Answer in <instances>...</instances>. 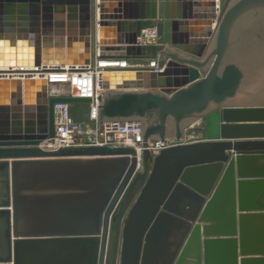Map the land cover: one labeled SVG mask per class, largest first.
<instances>
[{"label": "water", "instance_id": "1", "mask_svg": "<svg viewBox=\"0 0 264 264\" xmlns=\"http://www.w3.org/2000/svg\"><path fill=\"white\" fill-rule=\"evenodd\" d=\"M122 61L145 66L102 71L98 122L204 140L140 171L52 147L55 105L92 100L32 75ZM0 264H264V0H0Z\"/></svg>", "mask_w": 264, "mask_h": 264}, {"label": "built area", "instance_id": "2", "mask_svg": "<svg viewBox=\"0 0 264 264\" xmlns=\"http://www.w3.org/2000/svg\"><path fill=\"white\" fill-rule=\"evenodd\" d=\"M151 39V40H150ZM141 45H158L162 39L156 30H146L138 39ZM126 65H130L126 63ZM150 67L157 68L156 62H151ZM60 72V71H59ZM51 82H65L66 78H49ZM74 91V90H73ZM104 91L94 92L90 96L74 95L82 98H90V111L88 120L77 121L72 116V106L64 103L55 105V139L54 148H80V147H110L130 148L136 152L137 170L143 169V155L148 151L153 157H157L165 149L178 144H189L204 140V133L201 131V123L190 126L181 141L175 139L162 141H149L144 143L143 131L140 122H98L99 96ZM201 135V138H198Z\"/></svg>", "mask_w": 264, "mask_h": 264}, {"label": "bare ground", "instance_id": "3", "mask_svg": "<svg viewBox=\"0 0 264 264\" xmlns=\"http://www.w3.org/2000/svg\"><path fill=\"white\" fill-rule=\"evenodd\" d=\"M151 40V39H150ZM112 68H129L126 65L125 61L119 63H110V62H98L97 66L94 69H88V71L79 73H72L69 69L66 71L54 72L49 74H44L42 72L34 73L32 76L36 78H61L71 82L75 91V94L90 96L94 92L101 91L99 87V81L103 70L112 69ZM63 70V69H59ZM11 76L24 78L27 76L26 73L12 74ZM198 138H201V135H198Z\"/></svg>", "mask_w": 264, "mask_h": 264}, {"label": "rangeland", "instance_id": "4", "mask_svg": "<svg viewBox=\"0 0 264 264\" xmlns=\"http://www.w3.org/2000/svg\"><path fill=\"white\" fill-rule=\"evenodd\" d=\"M144 63L140 62V63H131L130 65H128L129 68H139V67H144ZM72 116L77 120V121H81V122H85L88 120V116H89V111H90V107L89 105H75L72 106Z\"/></svg>", "mask_w": 264, "mask_h": 264}, {"label": "crops", "instance_id": "5", "mask_svg": "<svg viewBox=\"0 0 264 264\" xmlns=\"http://www.w3.org/2000/svg\"><path fill=\"white\" fill-rule=\"evenodd\" d=\"M73 108V107H72Z\"/></svg>", "mask_w": 264, "mask_h": 264}]
</instances>
